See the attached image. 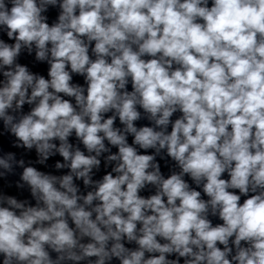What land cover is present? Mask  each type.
I'll use <instances>...</instances> for the list:
<instances>
[{"label":"clouds","instance_id":"obj_1","mask_svg":"<svg viewBox=\"0 0 264 264\" xmlns=\"http://www.w3.org/2000/svg\"><path fill=\"white\" fill-rule=\"evenodd\" d=\"M0 264H264V0H0Z\"/></svg>","mask_w":264,"mask_h":264}]
</instances>
